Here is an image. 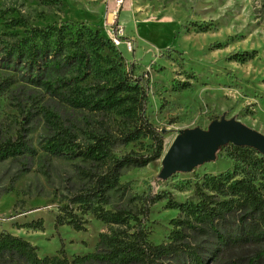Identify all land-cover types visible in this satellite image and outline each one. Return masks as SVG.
<instances>
[{
	"label": "trees",
	"instance_id": "trees-1",
	"mask_svg": "<svg viewBox=\"0 0 264 264\" xmlns=\"http://www.w3.org/2000/svg\"><path fill=\"white\" fill-rule=\"evenodd\" d=\"M0 18L5 28L0 30V70L12 71L0 74V93L37 88L64 107L87 113L88 123L94 116L108 114L117 115L121 122L117 133L101 119L97 127L90 123L88 129L76 125L72 130L56 124L54 114L43 110L51 132L38 143V150L27 144L22 132L29 112L14 137L0 136V160L36 155L46 162L61 158L73 164L74 186L59 199L53 226L84 229L86 215L104 224L94 249L70 258L62 247L53 255L39 256L26 238L1 229L0 264H209L231 262L236 249L250 244L255 249L245 264H264L262 154L244 145H220L216 152L224 149L231 166L194 176L192 196L184 200L150 185L131 192L129 180L121 181L119 175L147 165L163 148L160 129L143 110L147 99L143 73L134 71L133 61L126 67L116 44L81 20L35 25L14 7L0 8ZM14 27H20L21 33L10 31ZM109 27L116 34L115 14ZM206 29L205 24L197 25V30ZM253 53L234 50L227 59L244 61ZM183 86L188 82L179 88ZM140 138L149 140L147 151L118 150ZM160 200L163 208L177 213L168 221L165 240L152 242L148 210ZM14 225L31 230L43 227L41 217Z\"/></svg>",
	"mask_w": 264,
	"mask_h": 264
},
{
	"label": "rangeland",
	"instance_id": "rangeland-1",
	"mask_svg": "<svg viewBox=\"0 0 264 264\" xmlns=\"http://www.w3.org/2000/svg\"><path fill=\"white\" fill-rule=\"evenodd\" d=\"M46 1L0 0V8L14 7L35 25L81 20L109 38L114 36L109 27L113 14L116 15L114 0ZM120 6L116 21L124 29L116 46L125 66L133 61L134 71L143 73L147 95L143 110L149 122L162 133L161 153L178 130L205 127L221 113L235 116L264 134V0H123ZM198 24H205L207 29L197 30ZM0 30H5L1 18ZM10 31L21 33V28ZM127 41L132 45L130 51L125 47ZM234 50H254V53L244 61L227 59ZM9 73L12 71L0 70L1 75ZM183 82H188V86L179 88ZM43 110L54 114L56 124L72 130L76 125L88 129L90 123L97 127L99 119L113 133L121 125L114 114L94 116L88 123L87 113L64 107L37 88L21 87L15 92L0 93V136L14 137L29 112L22 132L27 144L38 150V143L51 132ZM148 144L149 140L140 138L118 150L147 151ZM230 166L231 160L221 149L213 160L189 171L173 172L160 183H156L155 177L160 168L159 157L143 167L123 171L118 179L129 180L131 192L150 185L184 200L192 196L194 176ZM73 171V164L61 158L46 162L35 155L32 159L0 160V230L26 238L35 245L39 256L53 255L58 247H62L67 258L93 250L97 234L104 229L99 220L86 215L84 229L79 230L66 224L53 226L59 199L74 186ZM163 203L156 201L148 210L152 242L165 240L170 228L168 221L177 213L176 209L163 208ZM38 217L42 218V229L14 225ZM254 249L251 244L245 245L233 252L231 262L209 264H245Z\"/></svg>",
	"mask_w": 264,
	"mask_h": 264
},
{
	"label": "water",
	"instance_id": "water-1",
	"mask_svg": "<svg viewBox=\"0 0 264 264\" xmlns=\"http://www.w3.org/2000/svg\"><path fill=\"white\" fill-rule=\"evenodd\" d=\"M226 142L253 147L264 156V134L247 126L235 116L221 113L205 127H184L173 136L159 156L160 168L155 177L166 179L173 172H185L215 158Z\"/></svg>",
	"mask_w": 264,
	"mask_h": 264
},
{
	"label": "built area",
	"instance_id": "built-area-1",
	"mask_svg": "<svg viewBox=\"0 0 264 264\" xmlns=\"http://www.w3.org/2000/svg\"><path fill=\"white\" fill-rule=\"evenodd\" d=\"M114 2L116 5V8L113 11H114V13H116V9L123 3V0H114ZM113 16H114V14H113ZM123 29H124L123 26H121L119 23L118 24L116 23V34H114V36L110 37L113 45L118 44L121 41L119 34L122 33ZM125 47L128 51H130L132 48V45H130L129 41H127L125 43Z\"/></svg>",
	"mask_w": 264,
	"mask_h": 264
},
{
	"label": "crops",
	"instance_id": "crops-1",
	"mask_svg": "<svg viewBox=\"0 0 264 264\" xmlns=\"http://www.w3.org/2000/svg\"><path fill=\"white\" fill-rule=\"evenodd\" d=\"M128 8V7H127ZM121 9V6L116 9V15L118 14L119 10ZM129 9V8H128ZM130 11V10H129ZM132 21H134V14L132 13ZM117 23V21H116ZM118 24V23H117Z\"/></svg>",
	"mask_w": 264,
	"mask_h": 264
}]
</instances>
